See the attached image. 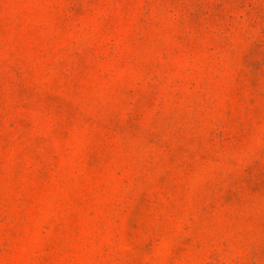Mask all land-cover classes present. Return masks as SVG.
<instances>
[{"label":"rangeland","instance_id":"1","mask_svg":"<svg viewBox=\"0 0 264 264\" xmlns=\"http://www.w3.org/2000/svg\"><path fill=\"white\" fill-rule=\"evenodd\" d=\"M0 264H264V0H0Z\"/></svg>","mask_w":264,"mask_h":264}]
</instances>
